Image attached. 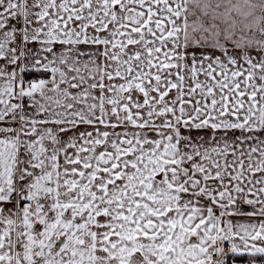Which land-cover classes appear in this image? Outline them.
Masks as SVG:
<instances>
[{"label": "snow or ice", "instance_id": "6c2138e0", "mask_svg": "<svg viewBox=\"0 0 264 264\" xmlns=\"http://www.w3.org/2000/svg\"><path fill=\"white\" fill-rule=\"evenodd\" d=\"M0 264H264V0H0Z\"/></svg>", "mask_w": 264, "mask_h": 264}]
</instances>
